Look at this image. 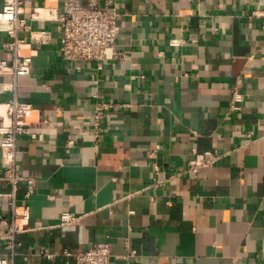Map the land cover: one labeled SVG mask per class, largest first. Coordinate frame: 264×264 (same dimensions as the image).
Segmentation results:
<instances>
[{
    "label": "crops",
    "instance_id": "1",
    "mask_svg": "<svg viewBox=\"0 0 264 264\" xmlns=\"http://www.w3.org/2000/svg\"><path fill=\"white\" fill-rule=\"evenodd\" d=\"M115 1L120 56L79 67L60 54L64 0L25 4L27 18L41 11L32 28L53 39L37 45L21 32L31 73L0 74V114L16 94L34 106L19 121L39 135L17 142L33 190L26 197L29 184L18 185L30 229L19 234L15 264H75L64 249L103 241L112 243L110 264H264V29L255 0ZM10 38L0 28V59H14L3 44ZM99 103L109 105L97 137ZM207 150L221 157L187 171L194 151ZM11 193L0 178V215L10 214ZM63 211L77 221L59 225Z\"/></svg>",
    "mask_w": 264,
    "mask_h": 264
},
{
    "label": "built area",
    "instance_id": "2",
    "mask_svg": "<svg viewBox=\"0 0 264 264\" xmlns=\"http://www.w3.org/2000/svg\"><path fill=\"white\" fill-rule=\"evenodd\" d=\"M29 0H4L0 10V28H6L11 38L5 41L4 46L14 53V59L8 61L0 59V74L17 75L31 73L33 55L21 54L20 46L26 40L20 35L23 31L30 32V40L37 45L51 43L53 36L50 29H33L31 19H40L41 12L34 8L30 18L24 16L25 4ZM203 1V0H191ZM256 7L252 13L263 19L264 29V0H255ZM121 12L115 0H64L63 9L57 19L62 30L60 41V54L79 67L80 61L103 62L120 56L117 50V36L120 30ZM176 44L177 41L173 40ZM2 87H4L2 85ZM241 95L233 96L232 107L237 108L236 102ZM4 112L0 114V150L1 163L4 172L0 178L12 185L11 199L9 201L10 214L0 215V242L4 244L8 255H0V264H15L18 247L21 244L19 234L28 231L30 211L29 206L17 201L18 185L26 180L29 190L26 197L31 194L32 179L24 176L18 166L17 142L20 135H30L39 138L32 131L29 124L19 121L20 117L28 116L34 109L30 102L19 100L16 94L2 103ZM109 104H97L93 114L95 135L100 134L101 121L104 116L103 109ZM221 157L216 150L204 152L194 151L187 164V171L196 172L202 167L211 166ZM163 179H156L155 183L162 184ZM78 216L71 211H63L60 215L59 225H69L77 221ZM63 255L73 257L75 264H110L113 256L112 243L109 241L98 242L85 250L73 251L64 249ZM54 253H48L53 256Z\"/></svg>",
    "mask_w": 264,
    "mask_h": 264
},
{
    "label": "bare ground",
    "instance_id": "3",
    "mask_svg": "<svg viewBox=\"0 0 264 264\" xmlns=\"http://www.w3.org/2000/svg\"><path fill=\"white\" fill-rule=\"evenodd\" d=\"M41 12V11H40ZM2 112H4V111H2Z\"/></svg>",
    "mask_w": 264,
    "mask_h": 264
}]
</instances>
